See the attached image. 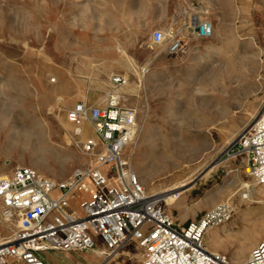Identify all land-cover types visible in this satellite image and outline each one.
I'll list each match as a JSON object with an SVG mask.
<instances>
[{
  "label": "rangeland",
  "instance_id": "obj_1",
  "mask_svg": "<svg viewBox=\"0 0 264 264\" xmlns=\"http://www.w3.org/2000/svg\"><path fill=\"white\" fill-rule=\"evenodd\" d=\"M180 1L188 0H0V176L16 166L35 165L45 176L68 179L89 158L74 144L67 111L116 92L138 113V135L126 158L146 180L147 192L179 194L175 201L164 198L167 213L180 225L230 203L232 218L209 230L204 242L208 251L239 263L264 241L263 215L255 203L241 201L247 192L242 185L256 186V191L263 185L246 173L243 160H227L226 152L264 113V0H236L244 2L238 8L250 13V21H228L217 0H191L215 33L208 39L189 36L185 53L170 55L167 41L155 44L152 35L174 28L166 12ZM96 50L110 62L94 61ZM148 65L142 76L140 70ZM114 66L128 78L127 86L118 89L111 83ZM13 125L34 129L46 148L36 156L12 147ZM86 130L93 134L89 126ZM155 143L160 144L156 149ZM155 153L159 158L152 159ZM79 198L71 201L76 216L81 214ZM1 209L0 201L3 242L19 224H7ZM233 224L236 232L213 237ZM244 233L250 251L235 259ZM95 242L90 252H102V242ZM77 255L75 263L105 260L94 253ZM104 264H144L143 251L131 243Z\"/></svg>",
  "mask_w": 264,
  "mask_h": 264
},
{
  "label": "built area",
  "instance_id": "obj_2",
  "mask_svg": "<svg viewBox=\"0 0 264 264\" xmlns=\"http://www.w3.org/2000/svg\"><path fill=\"white\" fill-rule=\"evenodd\" d=\"M193 23L197 37L212 36L211 22L194 18ZM152 39L155 44L167 41L170 55L184 47L174 28L157 30ZM148 72L141 69L142 76ZM111 83L119 89L127 86L128 78L114 75ZM66 118L73 127L76 148L89 159L64 180L30 166H16L0 177L1 215L6 222L17 221L20 226L0 244V264H46L40 253L87 252L96 249V240L103 244L104 262L136 243L143 251L144 264H264V241L239 263L206 248L207 232L232 218L230 203H221L197 220L180 225L167 213V200L147 192L132 160L126 158L138 135V113L123 104L120 94H109L101 105L78 102ZM86 126L92 135L87 134ZM226 155L227 160H243L246 173L258 185L264 184V113L233 141ZM77 197L79 216L71 209V201Z\"/></svg>",
  "mask_w": 264,
  "mask_h": 264
},
{
  "label": "crops",
  "instance_id": "obj_3",
  "mask_svg": "<svg viewBox=\"0 0 264 264\" xmlns=\"http://www.w3.org/2000/svg\"><path fill=\"white\" fill-rule=\"evenodd\" d=\"M190 1V2H189ZM217 6L220 7V12L222 15L226 16V19L228 21H234V20H243V21H250L251 20V15L250 13H241V10H239L238 7L243 6L242 4L244 2L238 3L236 0H217ZM176 6L175 10H170L169 12L167 11V16H169V19L171 20L172 24L174 25V29L178 32V34L181 36L183 42H184V47L183 49L176 55H180L185 53V41L189 36H196V27L194 26V18H198L200 20H203L202 18L204 17V14L202 13L201 10H198V6H195L191 0L188 1H180ZM186 6V7H184ZM237 9V12H235ZM242 9V8H241ZM244 9H242L243 12ZM67 33H70L67 31ZM166 43L160 44V45H165ZM167 45V44H166ZM98 52V54H97ZM95 56H94V61H97L99 63H106L110 62V60L106 58L101 57V53L99 51H95ZM121 59V58H120ZM122 60V59H121ZM115 63L117 62V59L115 58ZM120 62V61H119ZM149 70V65L146 67ZM141 72V70H140ZM124 73L121 71V68L118 66H114L113 70V75H123ZM111 76V77H112ZM126 77V76H125ZM111 80V78H110ZM107 101H99V100H94L92 101L91 104H104ZM86 102H89L87 99ZM96 252V251H95ZM90 252L87 251L86 253H82L81 255H87L89 253H94L96 256H98L97 252ZM67 255H61L59 251H47L39 254V257L46 263V264H73L72 262L75 263V256L77 254H74L72 252H66ZM77 255V256H81ZM98 261L96 264H104V260H100L97 257ZM75 264H81L79 261L76 262Z\"/></svg>",
  "mask_w": 264,
  "mask_h": 264
},
{
  "label": "bare ground",
  "instance_id": "obj_4",
  "mask_svg": "<svg viewBox=\"0 0 264 264\" xmlns=\"http://www.w3.org/2000/svg\"><path fill=\"white\" fill-rule=\"evenodd\" d=\"M214 32V28L212 30V35H213ZM218 51V50H217ZM236 68V67H235ZM56 80H54L55 82ZM175 105V104H174ZM174 114V113H173ZM0 119H3L2 117H0ZM2 121V120H1ZM36 126L37 125H41L42 122L39 121L37 123H34ZM45 126V125H44ZM66 127V125H65ZM41 128V127H40ZM42 131V129H39ZM11 131L13 134H11L10 136V142L9 144L12 146V147H17V148H22V149H30L33 151V154L34 155H39L38 152H41L43 151L46 147H45V141L42 140L41 137H39L37 134H35L34 132V129L33 130H30V129H26L24 127H20L19 125H13L12 128H11ZM156 131V130H155ZM159 131V130H157ZM161 131H164V128L160 129V132ZM40 132V131H39ZM162 133V132H161ZM160 133V135H161ZM47 136V135H46ZM151 135H147L146 136V139L148 140V138H150ZM156 136V135H155ZM163 137V135H162ZM47 138V137H46ZM164 138V137H163ZM166 138V137H165ZM73 139V138H72ZM144 139V137H143ZM156 140V139H154ZM165 140V139H164ZM168 142V141H167ZM73 143V141H72ZM169 143V142H168ZM160 145V144H154L155 146V149L157 148V146ZM168 145V144H167ZM45 147V148H44ZM135 148V147H134ZM37 153V154H36ZM74 153V152H73ZM152 159H156V158H159V155L157 153L153 154V156H151ZM161 159V158H160ZM87 159L85 158V161ZM33 167H35L36 169V166L34 165ZM143 167V166H142ZM148 168V167H147ZM41 170V169H40ZM138 175L140 174L137 170H135ZM46 172V171H45ZM6 174H3L1 175L0 177L2 176H5ZM140 180L142 182V184L144 185L146 183V180L145 179H142V176H140ZM55 179V178H53ZM263 187L256 191L255 190V187L256 186H252V189H251V186H248V185H245L243 184L242 185V189L245 188L247 189V192H248V195H247V198H244L243 196H241V201L248 204V203H255L256 206H257V210L259 213H262L263 215V218L261 220V226L264 227V184H262ZM222 191V190H221ZM220 191V192H221ZM166 192V191H165ZM216 195V194H215ZM219 195V194H218ZM217 195V196H218ZM254 196H258L259 198L257 200H253L254 199ZM164 197H166L167 199H174V201L178 198H175V196L173 195H170V193H167L164 195ZM179 197V196H178ZM216 197V196H215ZM214 198V197H213ZM218 198V197H217ZM211 199V198H210ZM169 201V200H168ZM177 202V201H176ZM181 203V202H180ZM179 204V203H178ZM249 207V206H248ZM254 213V212H253ZM244 220H242L243 222ZM6 222V221H5ZM245 222V221H244ZM7 224H12L14 223V221H11V222H6ZM260 225V224H259ZM258 225V226H259ZM20 228L19 225L16 226V231ZM252 228V227H250ZM254 228V227H253ZM211 230V229H210ZM238 230V225L237 224H233V225H225L223 227H221L218 231L214 232V236L213 237H220L221 235H225V234H228L230 232H236ZM263 230V229H262ZM209 232V231H208ZM207 232V233H208ZM213 234V233H212ZM243 236L241 237V240L239 241V244L238 246L236 247L235 249V252H234V258L235 259H242L246 256V254L250 251V248H251V243L249 241V237H247L244 234H242ZM11 237H9L8 239H6L5 241L3 242H0V244L2 243H6ZM243 239V240H242ZM252 251V250H251ZM251 253V252H250ZM98 255H103L102 252H97ZM235 263H238V262H235Z\"/></svg>",
  "mask_w": 264,
  "mask_h": 264
}]
</instances>
